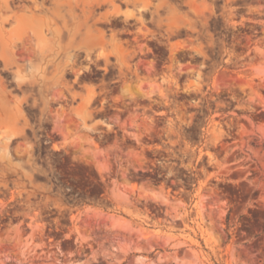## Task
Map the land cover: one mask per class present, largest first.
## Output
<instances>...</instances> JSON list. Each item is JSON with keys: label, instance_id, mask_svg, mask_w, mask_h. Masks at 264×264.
Wrapping results in <instances>:
<instances>
[{"label": "rangeland", "instance_id": "rangeland-1", "mask_svg": "<svg viewBox=\"0 0 264 264\" xmlns=\"http://www.w3.org/2000/svg\"><path fill=\"white\" fill-rule=\"evenodd\" d=\"M52 2L2 31L0 264H264V0Z\"/></svg>", "mask_w": 264, "mask_h": 264}, {"label": "bare ground", "instance_id": "bare-ground-1", "mask_svg": "<svg viewBox=\"0 0 264 264\" xmlns=\"http://www.w3.org/2000/svg\"><path fill=\"white\" fill-rule=\"evenodd\" d=\"M69 6H70V9L72 10L71 0H69ZM2 11H4L5 14H3ZM12 11H13V9L11 8L8 0H0V47H1L0 48V59H2L6 65L10 62H9V59H7V57H5V50H6L7 42L3 39L2 31H3V28H4L6 23H10L14 19L15 16L18 18L17 13H14V14L8 13V12H12ZM63 25H64V27L67 28L69 35H71L72 32L75 33L77 31L79 23L77 21H73L72 23L69 24L67 20H64ZM55 30H56V34L58 36L63 34L62 33L63 29L60 26H57V28ZM89 32H90V29L87 31L88 35L84 36L82 38V41L87 40L90 43H95L97 41V38L95 36H92L91 33L89 34ZM2 104H4V105H2ZM1 110H6L5 101H4L2 96L0 97V120L2 118Z\"/></svg>", "mask_w": 264, "mask_h": 264}, {"label": "flooded vegetation", "instance_id": "flooded-vegetation-1", "mask_svg": "<svg viewBox=\"0 0 264 264\" xmlns=\"http://www.w3.org/2000/svg\"><path fill=\"white\" fill-rule=\"evenodd\" d=\"M121 2H125V0H121ZM52 0H12L11 1V6L17 7L20 9H24L26 7H31L35 10H38L40 12H49L51 11L53 5H52ZM132 25V23H131ZM134 30L130 28H125L123 30L124 34H132ZM2 69V67H0ZM3 78H5V72L4 70L0 73Z\"/></svg>", "mask_w": 264, "mask_h": 264}]
</instances>
